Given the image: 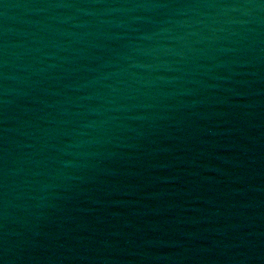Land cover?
<instances>
[{"label": "water", "instance_id": "water-1", "mask_svg": "<svg viewBox=\"0 0 264 264\" xmlns=\"http://www.w3.org/2000/svg\"><path fill=\"white\" fill-rule=\"evenodd\" d=\"M0 264H264V0H0Z\"/></svg>", "mask_w": 264, "mask_h": 264}]
</instances>
